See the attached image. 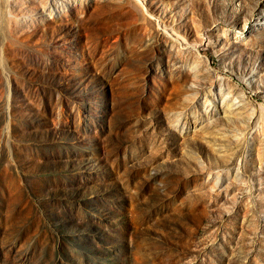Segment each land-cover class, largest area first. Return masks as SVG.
<instances>
[{
  "label": "rangeland",
  "instance_id": "rangeland-1",
  "mask_svg": "<svg viewBox=\"0 0 264 264\" xmlns=\"http://www.w3.org/2000/svg\"><path fill=\"white\" fill-rule=\"evenodd\" d=\"M0 264H264V0H0Z\"/></svg>",
  "mask_w": 264,
  "mask_h": 264
}]
</instances>
